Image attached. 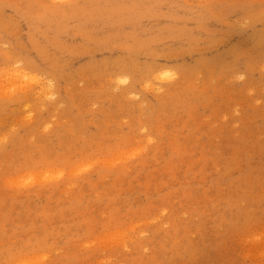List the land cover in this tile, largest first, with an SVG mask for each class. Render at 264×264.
Listing matches in <instances>:
<instances>
[{"label": "rangeland", "instance_id": "rangeland-1", "mask_svg": "<svg viewBox=\"0 0 264 264\" xmlns=\"http://www.w3.org/2000/svg\"><path fill=\"white\" fill-rule=\"evenodd\" d=\"M0 264H264V0H0Z\"/></svg>", "mask_w": 264, "mask_h": 264}, {"label": "bare ground", "instance_id": "bare-ground-1", "mask_svg": "<svg viewBox=\"0 0 264 264\" xmlns=\"http://www.w3.org/2000/svg\"><path fill=\"white\" fill-rule=\"evenodd\" d=\"M18 74L17 76H21L22 75V72L20 71H17ZM119 78V77H118ZM117 78V79H118ZM164 83H170L173 81V76H166L164 79H162ZM128 81V78L127 77H124V76H121L119 78V80H117L116 82H114V85L116 88H120V86L122 85L124 88H122L123 90V94L125 95H129V94H132L133 90H132V87H130L129 85L130 84H126ZM51 84H48L47 82H44L43 85L41 86V91L42 93L44 94V96H47L50 94V96H52L53 94L51 93ZM162 89V86H160L158 88V90ZM36 91V90H34Z\"/></svg>", "mask_w": 264, "mask_h": 264}]
</instances>
